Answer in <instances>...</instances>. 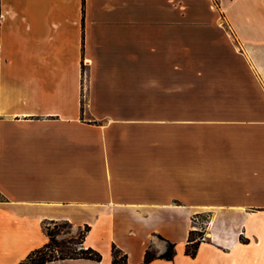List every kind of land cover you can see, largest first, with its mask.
I'll return each instance as SVG.
<instances>
[{"label":"crops","instance_id":"obj_1","mask_svg":"<svg viewBox=\"0 0 264 264\" xmlns=\"http://www.w3.org/2000/svg\"><path fill=\"white\" fill-rule=\"evenodd\" d=\"M0 21V264L51 221L88 225L102 260L44 264H111L113 244L127 264H264V0H1ZM180 101L254 120L208 126L195 159L145 124Z\"/></svg>","mask_w":264,"mask_h":264},{"label":"rangeland","instance_id":"obj_2","mask_svg":"<svg viewBox=\"0 0 264 264\" xmlns=\"http://www.w3.org/2000/svg\"><path fill=\"white\" fill-rule=\"evenodd\" d=\"M159 105V104H157ZM254 105H257L256 103ZM167 106V107H166ZM165 107L171 110V106L164 105ZM254 108L263 109V104L260 102L258 106H252ZM251 103H232V102H203V101H194L186 102L180 101L178 103V116L169 117V118H147V125H160L164 127L163 137L164 140H178L179 142H189L194 148L195 159H202V144L208 141L210 133L207 131L208 126H220V125H251V118H236V117H208L205 114H208V110H220V109H250ZM214 113V112H213ZM264 118H259V124H264L262 122ZM167 129V130H166ZM167 131V132H166ZM174 131V132H172ZM219 136V134H215ZM214 136V137H215ZM218 140V139H214ZM191 145H189L191 147ZM195 226L201 227L197 229L202 232L201 238L206 236L205 224L207 220V215L200 214L195 218ZM49 223L48 225L56 231V238L58 241H64L71 237H78L80 232L74 230L73 226L67 225L64 221H55ZM203 239V238H202ZM204 240V239H203ZM80 244H78L79 246ZM154 255L157 254L156 251L152 252Z\"/></svg>","mask_w":264,"mask_h":264},{"label":"trees","instance_id":"obj_3","mask_svg":"<svg viewBox=\"0 0 264 264\" xmlns=\"http://www.w3.org/2000/svg\"><path fill=\"white\" fill-rule=\"evenodd\" d=\"M85 18H83L84 21ZM0 20H1V0H0ZM84 25V22H83ZM1 29V21H0ZM56 224L55 221H51ZM49 222V223H51ZM46 223L44 225L46 233L49 237L48 242L43 246L34 249L23 264H44L49 261L62 260V259H91L95 261L102 260V253L92 247L84 246V238L89 230V226L86 225L80 232L78 237H71L64 241H58L56 238V231ZM65 224L71 225L68 221H64ZM202 232L197 229L190 230L188 236V243L186 246V253L195 256L199 247ZM78 244H80L78 246ZM175 243L168 241L167 250L160 255L161 258L172 259L176 252ZM113 260L111 264H127V254L123 253L120 248L115 244L112 245ZM155 255L147 250L145 253L144 263L150 262Z\"/></svg>","mask_w":264,"mask_h":264},{"label":"built area","instance_id":"obj_4","mask_svg":"<svg viewBox=\"0 0 264 264\" xmlns=\"http://www.w3.org/2000/svg\"><path fill=\"white\" fill-rule=\"evenodd\" d=\"M197 229H201V227H200V226H197ZM202 238H203V239H205V237H204V236H203ZM202 238H201V239H202ZM203 239H202V240H203Z\"/></svg>","mask_w":264,"mask_h":264}]
</instances>
